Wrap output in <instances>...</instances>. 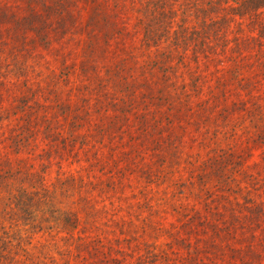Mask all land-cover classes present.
<instances>
[{"label": "trees", "instance_id": "16d2710c", "mask_svg": "<svg viewBox=\"0 0 264 264\" xmlns=\"http://www.w3.org/2000/svg\"><path fill=\"white\" fill-rule=\"evenodd\" d=\"M30 1L0 16V264H264V0Z\"/></svg>", "mask_w": 264, "mask_h": 264}, {"label": "rangeland", "instance_id": "374dc122", "mask_svg": "<svg viewBox=\"0 0 264 264\" xmlns=\"http://www.w3.org/2000/svg\"><path fill=\"white\" fill-rule=\"evenodd\" d=\"M34 3L30 0H0V16L3 13H6L8 15H15V16H26L29 13V8H33ZM78 8H80L81 16H83L85 19L87 18L89 14V9H85V5L83 4H78ZM40 11V8L37 10ZM75 13V11H74ZM12 38V36H11ZM85 40L86 36L82 32H78V30L75 28V26H72L69 28L68 31L64 33L63 38L59 39L58 41L56 40L51 44V50L54 49L56 50L55 52H49L45 54L46 60L50 66V69H59L61 68V63L63 60L67 62V64H73L77 66V63L81 60L79 56L83 53V49L85 46ZM109 50H112V47L109 48ZM111 61L115 62L113 59V54L110 52V57ZM11 66V65H10ZM8 66L7 68H11ZM49 72V71H45ZM4 129H7L10 125L6 121L2 123ZM8 125V126H7ZM85 127L82 129V133H84ZM41 152H37V154H40ZM36 154V155H37ZM35 156H26L23 155L19 157L20 159L26 160L29 164L34 165L36 168H34V171L40 170L41 167H39L38 160ZM8 158L12 162H16L18 158H16L13 155H9ZM38 165V166H36ZM51 167L49 169H46L45 174L42 176L44 177V182H45V187L49 190H53L54 186H57V180L59 178H64L67 176H70L77 171V164L76 165H70L69 161H63L61 165H55V159L52 161V164L50 165ZM60 174V175H59ZM57 189V193L55 194L54 198V203L57 207L60 206H66V207H73L77 206L78 203L76 202L77 196L70 197L69 199L67 198H61L60 197V190ZM3 224L7 226L6 221H3ZM145 240L151 244L152 240L150 238H145ZM28 244L25 245L26 250L24 251H19V255H17V258L19 261L25 262V259L21 257V255H33V258L36 256H39V253L43 252L45 253V247L47 243H49L50 239L49 237L44 234H37L34 235L28 240H26ZM165 239H162L159 241V244L164 243ZM54 244L52 242L49 243L48 248L51 247V245ZM52 256H55V251L52 248Z\"/></svg>", "mask_w": 264, "mask_h": 264}]
</instances>
